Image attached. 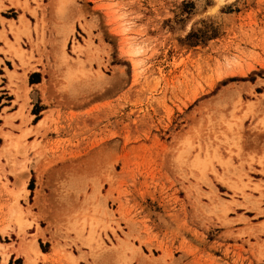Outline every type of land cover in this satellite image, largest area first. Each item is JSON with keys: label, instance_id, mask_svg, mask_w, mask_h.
<instances>
[{"label": "rangeland", "instance_id": "rangeland-1", "mask_svg": "<svg viewBox=\"0 0 264 264\" xmlns=\"http://www.w3.org/2000/svg\"><path fill=\"white\" fill-rule=\"evenodd\" d=\"M8 2L0 257L41 236L72 264H264V0ZM50 51L37 130L25 74Z\"/></svg>", "mask_w": 264, "mask_h": 264}, {"label": "crops", "instance_id": "crops-1", "mask_svg": "<svg viewBox=\"0 0 264 264\" xmlns=\"http://www.w3.org/2000/svg\"><path fill=\"white\" fill-rule=\"evenodd\" d=\"M2 2L3 7L0 6V32L2 29H4V32L7 31L9 27V20L17 21L18 14L20 12L15 5H12L8 2V0H0ZM13 4L17 2V0H11ZM8 11H14L17 12L16 18L13 16H7L3 13ZM39 17V23L42 21L46 24V36L47 32H54L55 27L58 24V16L56 14H45L44 16H41V14H38ZM41 17V18H40ZM43 17V18H42ZM31 24L34 23V19H31ZM17 23V22H16ZM34 32H32V35ZM5 35L7 38L11 41L12 38L9 33L5 32ZM5 44L3 43L2 38L0 37V48H5ZM34 57L37 56V53H33ZM43 57L42 61L46 63L48 61V65L45 66V68L41 67L40 65L37 66L35 69H31L26 72L25 74V82L27 86L29 87L28 97L30 99L29 102V109H28V116L29 120L32 121L36 117L37 121L39 118L43 117L45 113H48V118L45 123H48L51 117L54 116V114L57 112V109H60L58 107V104H56L55 101V78H54V61L55 57L52 51H50L47 54H42ZM8 63H12L11 59L7 54L3 53L0 50V87H3L5 85L2 84V82H6L7 76H6V69L11 70V67ZM4 76V77H3ZM9 93L11 95V98L8 101H12L14 99V94H12L10 91H0L1 93ZM36 104L39 106L38 110H32ZM11 105V104H7ZM35 108V107H34ZM47 236V235H45ZM42 239L41 236L36 237L37 246L40 249V253L42 254L37 258V260L31 264H72V262H62L61 259H59V253L58 251H55L52 244H48V247L46 250H42L39 244V241ZM1 243V241H0ZM27 250V248L24 249V251ZM73 255H76L77 252L73 251ZM21 255L16 253L15 251H10L9 255L6 259H2L0 257V264H9L10 259L15 260ZM67 261V260H66ZM21 264H24V259L21 261ZM29 264V263H28ZM78 264H84L80 259L78 261Z\"/></svg>", "mask_w": 264, "mask_h": 264}, {"label": "bare ground", "instance_id": "bare-ground-1", "mask_svg": "<svg viewBox=\"0 0 264 264\" xmlns=\"http://www.w3.org/2000/svg\"><path fill=\"white\" fill-rule=\"evenodd\" d=\"M46 118H47L46 115L43 116V117H41V118H39L38 121L35 124V129L38 130L40 128V125H43V123H45L44 121L46 120ZM0 131H1V126H0ZM7 141H8V139H6V137H5V140H4L3 144L0 147V151L3 148H5V146L7 144L11 143V141H9V142H7ZM12 207H14V206L12 205ZM12 207H11V211H10L9 214L13 215L15 212L18 213V214H20V208H19V206L16 205L15 206L16 208L14 207L13 209H12ZM0 247H2V244H0ZM39 253H40V251L38 250V248L35 245H30V248L27 249V250H25V252H24L25 264H28L29 262L33 261L34 260V256L38 255Z\"/></svg>", "mask_w": 264, "mask_h": 264}]
</instances>
